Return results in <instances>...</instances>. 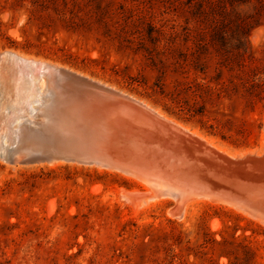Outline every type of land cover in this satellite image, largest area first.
Returning a JSON list of instances; mask_svg holds the SVG:
<instances>
[{
    "label": "rangeland",
    "instance_id": "rangeland-1",
    "mask_svg": "<svg viewBox=\"0 0 264 264\" xmlns=\"http://www.w3.org/2000/svg\"><path fill=\"white\" fill-rule=\"evenodd\" d=\"M151 28L155 45L147 39ZM3 52L67 67L128 93L229 156L264 154V106L249 111L236 94L218 102L248 132L236 144L205 133L197 118L166 113L167 100L152 91L160 85L167 93L176 82H200L217 72L225 84L238 83L237 75L264 81V0H0ZM27 72L0 62L1 111L8 103L14 115L28 107ZM0 131L7 136L6 126ZM40 163L0 158V264H155L178 233L194 246L204 224L249 246L254 255L240 252L244 263L264 264V226L233 207L197 200L176 219L170 199L137 207L120 198L147 191L137 178L80 163Z\"/></svg>",
    "mask_w": 264,
    "mask_h": 264
},
{
    "label": "water",
    "instance_id": "water-1",
    "mask_svg": "<svg viewBox=\"0 0 264 264\" xmlns=\"http://www.w3.org/2000/svg\"><path fill=\"white\" fill-rule=\"evenodd\" d=\"M8 56L15 65L26 66L17 55ZM31 64L46 78L48 88L35 112L25 115L24 106L16 124L13 105L0 109V129L4 125L8 130L7 143L0 138L3 161L62 160L113 168L142 179L157 195L176 202L206 197L261 216L260 205L249 200L248 193L260 187L255 178L264 172V158L222 159L193 147L174 123L128 93L67 67ZM139 192L132 197L150 196L144 189ZM170 213L181 219L183 208L172 201Z\"/></svg>",
    "mask_w": 264,
    "mask_h": 264
},
{
    "label": "trees",
    "instance_id": "trees-1",
    "mask_svg": "<svg viewBox=\"0 0 264 264\" xmlns=\"http://www.w3.org/2000/svg\"><path fill=\"white\" fill-rule=\"evenodd\" d=\"M146 32L149 42L155 45L157 40L152 34L153 29H147ZM236 77L238 83L229 80V84H225L220 72H217L209 78L202 76L200 82L196 80L187 81L185 84L176 82L173 89L167 93L160 85L152 91L167 100L162 108L166 113L187 120L197 118L200 129L208 135L220 136L224 140L238 144L241 143L240 139L244 140L248 132L243 126L241 128L235 125L226 113L219 111L218 102L223 97L231 100L232 95L236 94L244 107L254 111L259 104L264 106V81L256 80L255 75L248 79L241 75ZM210 108L219 116H212ZM199 228L203 236L200 240L198 238L194 246H191L189 240L184 241L181 233H178L172 238V243L165 248L164 259L155 261V264H185L189 257H193L189 264H195L196 259L205 264H247L243 262L240 252L245 257H253V250L241 244L235 237L227 239L220 232L210 230L205 224ZM222 259H225V262H221Z\"/></svg>",
    "mask_w": 264,
    "mask_h": 264
},
{
    "label": "bare ground",
    "instance_id": "bare-ground-1",
    "mask_svg": "<svg viewBox=\"0 0 264 264\" xmlns=\"http://www.w3.org/2000/svg\"><path fill=\"white\" fill-rule=\"evenodd\" d=\"M0 62L3 61V60H6L8 62H13L12 58H10L8 56V52H3V53H0ZM11 54V53H10ZM18 56V55H17ZM20 57L24 62H26L24 65L26 66H18L19 68H22V69H28L29 72V77L28 79H30V91H31V96L28 98H25V102L27 103L28 107H27V111L25 113V115H29L30 113H34L38 104H39V100L40 98L43 97V95L45 94L47 88H48V82L46 80V78L43 76V74H41V72H39V70L35 69V66L32 65V61L34 62H37L39 64H37V68L38 67H41V65L43 66V64L45 63V61L43 60H33V59H30V58H26V57H21L20 55L18 56ZM17 66V65H16ZM109 86V85H108ZM112 87V86H110ZM114 88V87H113ZM29 91V92H30ZM7 92V91H6ZM5 93V92H4ZM27 95V94H26ZM5 96V95H4ZM29 96V94H28ZM136 99V98H135ZM138 100V99H137ZM138 101H141V100H138ZM2 102V101H1ZM142 103H144V105H146L148 108L150 109H153L159 116L163 117L164 119L166 120H169L171 121L172 123H174L173 125L175 127H177V129L174 127V126H171L173 127L174 129H176L177 131H179L180 133L184 134L186 137H188V139L190 138L191 140V143H192V146L195 147V148H199V149H202V148H206L208 149L209 151L213 152L214 154H216L218 157L222 158V159H225L227 161H236L237 159H241L243 158L244 160L246 161H254L256 159H262L264 158V154L262 155H258V156H249V155H242L240 157H237V156H234V155H230L225 153L223 150H221L219 147L215 146V144H213L212 140L211 142L208 141L205 137H203L202 135H200L197 131H192L190 130L188 127H186L185 125H181L180 123L168 118L167 116H165L163 113H160V111L152 108L151 106H149L147 103L141 101ZM25 103V104H26ZM9 104V103H8ZM1 105V104H0ZM2 109V108H1ZM13 110V109H12ZM11 110V111H12ZM25 110V109H24ZM23 110V112H24ZM22 112V113H23ZM17 114V118H16V121L14 122L15 124L22 120L23 117H21L23 114ZM15 114V113H14ZM4 130V129H3ZM3 132V131H2ZM0 131V137L3 138V140H5L7 137L5 133H2ZM263 156V157H262ZM59 162H64L62 160H56V161H49V162H46V163H40V164H50V165H54V164H58ZM72 163H76V164H79L77 162H72ZM86 165H89V164H85L84 166ZM55 166V165H54ZM90 167L96 169L98 171H101V172H110V173H113V174H119V175H122L124 177H127L128 179L131 177L133 178H137L139 179L143 184H144V187L146 186L147 188V191L144 192L143 194L145 195L147 193V195H150V196H147L145 198H141L139 199V197L135 198V197H132V193H126V192H121L119 194L120 198L128 203V204H131V205H134V206H137V207H140V206H143L144 204L148 203V202H151V201H156V203L159 201H162L164 199H170L171 201H173L174 203H176V205L178 204V208L179 210L183 208V213L185 211V207L188 205H190L192 202L194 201H197V200H204V201H208L210 203H214V204H224L223 206L225 207H233L235 208L236 210H239L241 213H243L244 215L252 218L253 220L259 222L260 224H262L264 226V196H261L262 194H264V172L263 173H260L257 175V177L255 178L257 181H259V186L258 189H254L253 191L249 192L248 195L251 197L249 198V200L251 201H255V202H258V204L260 205L261 209H260V215L261 216H252L250 214H248L247 212H245L244 210H242L241 208H237L231 204H228V203H225V202H220V201H217V200H211L209 198H206V197H197V198H191L183 203L181 202H176V200L170 198V197H167V196H160V195H157L155 189L151 188L148 184H146L142 179L132 175V174H129V173H126L122 170H117V169H113V168H105V167H101V166H98V165H90ZM101 169V170H99ZM250 173V172H248ZM123 177V178H124ZM142 184V185H143ZM154 196V197H153ZM166 202V200H165ZM153 205V204H152ZM227 205V206H226ZM149 206V205H148ZM262 210V211H261Z\"/></svg>",
    "mask_w": 264,
    "mask_h": 264
}]
</instances>
